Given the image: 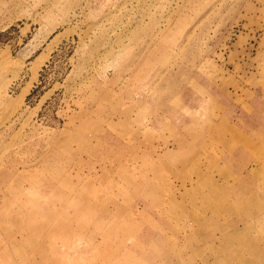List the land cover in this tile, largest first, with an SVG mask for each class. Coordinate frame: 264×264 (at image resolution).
I'll use <instances>...</instances> for the list:
<instances>
[{
  "label": "rangeland",
  "instance_id": "374dc122",
  "mask_svg": "<svg viewBox=\"0 0 264 264\" xmlns=\"http://www.w3.org/2000/svg\"><path fill=\"white\" fill-rule=\"evenodd\" d=\"M242 35L246 64L260 67L257 90L264 91V0H0V264H41L48 251L58 264H202L201 249L191 250L202 241V220L134 195L139 178L155 172L154 163L138 169V148L152 156V145L158 153L173 145L174 125L154 120V104L175 94L192 99L199 77L220 82L216 68L233 70L227 53ZM244 79L243 87L251 85ZM68 167L79 184L68 187L71 202L46 178ZM157 172L162 184L170 178ZM124 179L134 181L130 198L117 183ZM94 180L121 200L111 201L118 211L109 218L89 210ZM64 202L75 216L62 217ZM231 208L210 220L254 231L264 225V218H233ZM48 209L54 216L45 218ZM57 226L72 237L57 235ZM48 227L50 250L42 248ZM252 253L226 250L225 264L251 262Z\"/></svg>",
  "mask_w": 264,
  "mask_h": 264
},
{
  "label": "crops",
  "instance_id": "0c3cea01",
  "mask_svg": "<svg viewBox=\"0 0 264 264\" xmlns=\"http://www.w3.org/2000/svg\"><path fill=\"white\" fill-rule=\"evenodd\" d=\"M243 36L231 43L227 53L229 61L232 60L233 70L228 72L224 67L216 68V72L220 74L218 80L224 82V88L219 86L220 82L215 84L199 77L195 79L197 87L193 85L194 82L190 85L195 94L192 99L175 94L165 101V104H154V120L158 124L170 122L174 125L173 132H170L173 138L172 147L169 146L165 151L158 153V146L152 145L149 150L152 156L142 147L138 148L142 154L139 155L138 169H149L150 167L146 166L154 163L155 172L153 175L139 178L136 183L137 195H134L138 198L148 196L155 204L153 208L166 201L172 202L185 208L187 217L202 220L201 233L206 236L202 235V241L191 247L192 252L201 249L202 264H225L226 250L229 249L253 251V260L245 264H264V237L255 239L242 236L246 233L264 234V225L258 229L256 227L254 231L253 225L235 224L226 228L220 221L210 220L226 217V205L232 207L229 211L233 213V218H264V91L257 90L256 82L258 73H261L260 67L246 64L250 52L246 50ZM245 77L252 82L251 85L243 87L242 80L246 81ZM163 105L170 109L169 113L162 109ZM123 148L127 150L128 154L124 152L127 158L131 148L128 145ZM123 165L129 169L130 164L123 162ZM70 167L65 168L66 170L57 178L46 177L47 188L65 202L73 200L71 194L73 189L68 187H76L78 184L76 175L70 173ZM157 169L170 175V178L163 179L165 180L163 184L160 182ZM94 181L88 186L95 187L94 190L98 191L96 196L91 194L89 201L87 199L78 201L84 204L88 201L89 210L96 213L95 217L109 218L111 210L118 211L111 208V201L121 200L115 198L113 194L104 192L105 190L99 187L102 185L100 181L96 180L97 183ZM110 181L112 180L109 179ZM131 182L134 181L124 179L117 182L125 186L128 192L126 198H130ZM165 185L171 187V192H164ZM175 185H186L185 192L176 193L177 190L174 192L172 187ZM65 195H68L67 199ZM65 202L61 210L62 217L75 216L76 211L66 213ZM200 203L203 204L199 210L197 208ZM143 209L145 211L149 208ZM44 213L47 214L45 218L54 216L49 209ZM28 216H35V213L28 212ZM89 216L92 217L91 214ZM211 223L215 225L212 226ZM53 228L48 227L45 232L42 240L43 249H53L50 239L47 238L48 234H53L51 232ZM57 228V235L72 237L73 232L67 235L66 233L70 231L60 232L59 226ZM100 232L107 233L103 230ZM98 233L99 231L95 234ZM227 234L229 236L225 238ZM88 240L98 242L101 238L89 237ZM60 246V243H57L54 248L60 250ZM92 249L90 257L93 255ZM43 260L41 264H58L56 259L49 257V251L48 258ZM32 263L39 264L34 261ZM240 264H243V261Z\"/></svg>",
  "mask_w": 264,
  "mask_h": 264
}]
</instances>
